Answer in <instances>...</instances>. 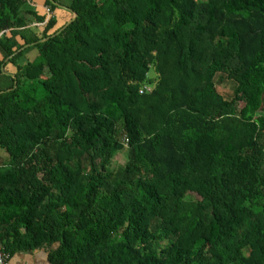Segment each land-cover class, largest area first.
<instances>
[{"label":"trees","instance_id":"1","mask_svg":"<svg viewBox=\"0 0 264 264\" xmlns=\"http://www.w3.org/2000/svg\"><path fill=\"white\" fill-rule=\"evenodd\" d=\"M62 2L0 0L6 250L264 264V0Z\"/></svg>","mask_w":264,"mask_h":264},{"label":"crops","instance_id":"2","mask_svg":"<svg viewBox=\"0 0 264 264\" xmlns=\"http://www.w3.org/2000/svg\"><path fill=\"white\" fill-rule=\"evenodd\" d=\"M62 4L66 6L70 0H62ZM38 9L43 12L46 8L43 4H37ZM63 16H65L63 14ZM61 16V17H63ZM33 25H37L34 23ZM42 24H40L41 26ZM39 26V27H40ZM33 55L36 54L35 51L32 52ZM8 264H47V253L45 250H35L33 252H17L10 257Z\"/></svg>","mask_w":264,"mask_h":264},{"label":"rangeland","instance_id":"3","mask_svg":"<svg viewBox=\"0 0 264 264\" xmlns=\"http://www.w3.org/2000/svg\"><path fill=\"white\" fill-rule=\"evenodd\" d=\"M218 89L221 93L225 94L226 96H229L233 92V84L230 80H226L222 83H218ZM1 157L3 159H9L8 155H6L3 151H1ZM127 161V149H123L120 152L116 153L111 161L112 168H117L120 165H123Z\"/></svg>","mask_w":264,"mask_h":264},{"label":"built area","instance_id":"4","mask_svg":"<svg viewBox=\"0 0 264 264\" xmlns=\"http://www.w3.org/2000/svg\"><path fill=\"white\" fill-rule=\"evenodd\" d=\"M148 90H150V88H148ZM10 257V253L6 250L5 245H3V242L0 239V264H8Z\"/></svg>","mask_w":264,"mask_h":264},{"label":"water","instance_id":"5","mask_svg":"<svg viewBox=\"0 0 264 264\" xmlns=\"http://www.w3.org/2000/svg\"><path fill=\"white\" fill-rule=\"evenodd\" d=\"M59 6H61V7H63V8H68V9H70V11H72V9L71 8H69V7H67V6H64V5H60L59 4ZM78 15H77V13L76 12H74V17L69 21V22H67V24L64 26V27H62L55 35H57L58 33H60L61 31H63L66 27H68V25H70L75 19H76V17H77ZM55 35H53V36H55ZM50 37H47V38H45V39H43L42 41H45L46 39H49ZM31 44H27L25 47H23V48H21L19 51H21V50H23L24 48H26V47H28V46H30ZM15 76V75H14Z\"/></svg>","mask_w":264,"mask_h":264}]
</instances>
